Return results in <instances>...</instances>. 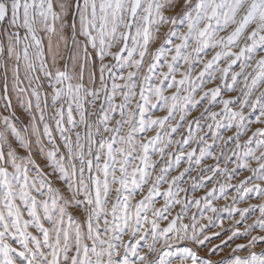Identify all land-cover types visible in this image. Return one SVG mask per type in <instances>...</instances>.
Returning <instances> with one entry per match:
<instances>
[{
    "label": "snow or ice",
    "instance_id": "snow-or-ice-1",
    "mask_svg": "<svg viewBox=\"0 0 264 264\" xmlns=\"http://www.w3.org/2000/svg\"><path fill=\"white\" fill-rule=\"evenodd\" d=\"M0 264H264V0H0Z\"/></svg>",
    "mask_w": 264,
    "mask_h": 264
},
{
    "label": "rangeland",
    "instance_id": "rangeland-1",
    "mask_svg": "<svg viewBox=\"0 0 264 264\" xmlns=\"http://www.w3.org/2000/svg\"><path fill=\"white\" fill-rule=\"evenodd\" d=\"M211 86V85H210ZM252 127H253V129L255 128V127H257V125H252ZM207 163H213L211 160H209V161H207ZM175 174V173H174ZM193 175H195V173H193ZM243 175H247V173L245 172ZM242 178V177H241ZM234 183H235V181H233ZM209 187H210V185H209ZM202 191L203 190H201V193L200 194H202ZM225 202L224 201H218L217 202V206H222L223 204H224ZM241 207H244L245 205H240ZM193 211H194V209H193ZM206 223V222H205ZM227 224H228V221H225V226H227Z\"/></svg>",
    "mask_w": 264,
    "mask_h": 264
}]
</instances>
